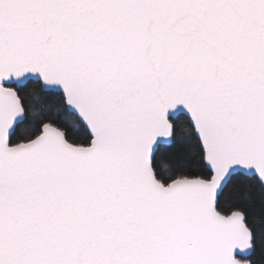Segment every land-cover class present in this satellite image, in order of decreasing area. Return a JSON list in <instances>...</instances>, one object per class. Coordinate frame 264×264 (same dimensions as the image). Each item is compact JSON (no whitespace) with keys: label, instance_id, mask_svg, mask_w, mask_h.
I'll list each match as a JSON object with an SVG mask.
<instances>
[{"label":"snow or ice","instance_id":"6c2138e0","mask_svg":"<svg viewBox=\"0 0 264 264\" xmlns=\"http://www.w3.org/2000/svg\"><path fill=\"white\" fill-rule=\"evenodd\" d=\"M0 264H264V0H0Z\"/></svg>","mask_w":264,"mask_h":264}]
</instances>
